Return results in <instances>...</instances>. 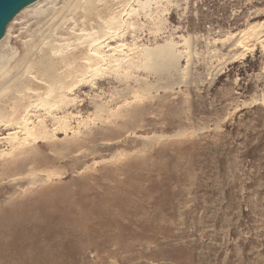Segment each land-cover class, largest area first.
<instances>
[{
  "label": "rangeland",
  "instance_id": "1",
  "mask_svg": "<svg viewBox=\"0 0 264 264\" xmlns=\"http://www.w3.org/2000/svg\"><path fill=\"white\" fill-rule=\"evenodd\" d=\"M0 264H264V0L21 11L0 42Z\"/></svg>",
  "mask_w": 264,
  "mask_h": 264
},
{
  "label": "water",
  "instance_id": "2",
  "mask_svg": "<svg viewBox=\"0 0 264 264\" xmlns=\"http://www.w3.org/2000/svg\"><path fill=\"white\" fill-rule=\"evenodd\" d=\"M39 0H0V41L4 38L8 25L27 7Z\"/></svg>",
  "mask_w": 264,
  "mask_h": 264
},
{
  "label": "bare ground",
  "instance_id": "3",
  "mask_svg": "<svg viewBox=\"0 0 264 264\" xmlns=\"http://www.w3.org/2000/svg\"><path fill=\"white\" fill-rule=\"evenodd\" d=\"M42 0H39L38 2H36L35 4H39L40 2H41ZM35 4H33V5H35ZM32 6V5H31ZM30 7V6H29ZM5 36H6V33H5ZM5 36H4V38H5ZM3 38V39H4ZM2 39V40H3ZM1 40V41H2ZM0 41V42H1ZM104 48V47H103ZM93 52V54L91 55L92 57H94V59H101L103 62H106V56L104 55L103 56V54H102V49H101V45L97 42V44L96 45H94V48H93V50H92ZM119 63V62H118ZM117 64V63H116ZM92 68H93V70H94V73L95 74H97V73H99L100 72V70H101V66L98 64V63H95L94 64V66H92ZM91 67H90V69H92ZM2 70V69H1ZM92 71V70H91ZM93 72V71H92ZM55 90V89H54ZM40 106H42L41 104H40ZM35 107H37V106H35ZM39 107V106H38ZM30 110V109H29ZM26 115V114H25ZM27 115H28V113H27ZM13 116V115H12ZM12 116H11V118H12ZM24 117H27V116H24ZM27 119V118H26ZM26 122L24 121V123H23V125L25 124ZM6 126V125H5ZM18 126H19V124H18ZM22 128V127H21ZM26 131L27 132H29L30 130H29V128H27L26 127ZM25 131V132H26ZM33 132V131H32ZM29 135V134H28ZM15 136H17V135H15ZM27 136V135H26ZM25 136V137H26ZM30 137V136H29ZM11 138H12V136H11ZM10 138V139H11ZM33 138V137H32ZM12 140V139H11ZM13 141V140H12Z\"/></svg>",
  "mask_w": 264,
  "mask_h": 264
}]
</instances>
